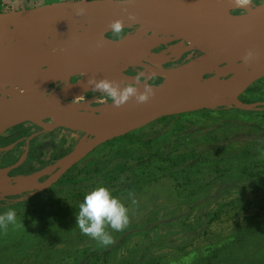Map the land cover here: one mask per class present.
I'll return each mask as SVG.
<instances>
[{"label": "rangeland", "instance_id": "1", "mask_svg": "<svg viewBox=\"0 0 264 264\" xmlns=\"http://www.w3.org/2000/svg\"><path fill=\"white\" fill-rule=\"evenodd\" d=\"M51 1L58 0H0V11ZM242 11L230 8V13ZM135 28L129 27L127 33ZM105 36L111 38L109 31ZM167 36L160 32L157 37ZM196 52L191 49L180 57L169 52L164 66L178 65ZM139 71L146 72L143 65L128 66L125 72ZM57 83L49 84L46 92ZM249 86L254 89L247 91ZM249 86L238 99L252 101L257 109L219 106L180 113L129 132L132 141L114 137L80 155L73 181L80 182L81 190L74 195L63 189L57 198L77 205L94 187L107 185L129 208L130 216L125 230L109 228L113 244L100 247L83 235L76 227L78 210L52 219L44 215L46 225L41 219L28 223L27 213L18 217L24 227L9 226L13 240L1 245L0 264H264V75ZM93 94L104 97L97 91ZM51 129L34 123L9 128L0 135V167L14 165L7 172L14 176L38 166V149L49 150ZM81 138L71 133L64 143L61 137L48 157L53 159L63 146L87 141L91 135ZM157 150L163 158L148 157ZM120 166L117 173L108 170ZM127 182L130 186L124 187ZM40 191L2 196L0 202L12 197L10 203L24 202L28 207L50 204L46 195L36 193ZM129 191L135 193L136 205ZM103 249L108 252L98 260L88 255Z\"/></svg>", "mask_w": 264, "mask_h": 264}, {"label": "water", "instance_id": "2", "mask_svg": "<svg viewBox=\"0 0 264 264\" xmlns=\"http://www.w3.org/2000/svg\"><path fill=\"white\" fill-rule=\"evenodd\" d=\"M76 3H79V0H58L32 7L0 11V49L6 42L12 41L20 33L38 27L58 24L64 29L75 28L84 31H104L106 33L109 31L110 21L121 17L127 20V14L123 12L124 5L120 3V0H85L88 12L83 16L76 14ZM127 7L129 11L137 14L138 23L153 22L157 25L168 26L176 29L179 34L172 35L163 32L169 36L158 38L159 32L156 34L155 41L138 37L133 32L127 33L126 37L120 41H113L105 36L108 41L119 44V46L116 49L114 46L107 47L108 50L114 51L112 67L107 71H101L97 78L108 77L112 79L121 71L123 72V68L127 69L128 66H133H125L121 62V57L138 42L143 45L145 56L154 60L153 66L165 70L164 63L169 58L162 60L161 51L153 50L162 45L192 37L195 40L203 41L205 45L200 50L196 49L195 55L187 60L192 69V72L187 75L189 80L167 98L153 104L150 109L139 111L124 106L116 108L107 98L90 95L94 90L91 89L92 86L87 85L89 77L77 76L74 81H71L74 76H69L65 82L57 83L58 87H56L57 84H54V87L45 92L44 98L37 104L29 103L21 95L10 90V88L15 89L14 86H11L13 84H8L0 79V109L10 111L14 117L12 120L2 122L0 135L14 126L27 123L41 124L59 119L80 107H87L90 111L98 114L111 127L110 134H106L107 131L97 139L94 136L87 141L80 140L70 152L60 158L67 160L56 170L55 178L40 180L32 184V188L26 191H40L49 187L71 165L76 163L81 154H86L104 141L152 125L165 117L219 106L257 109L254 103L239 99L222 102H198V98L206 77L215 73V71L210 72V62L213 57L235 47L264 50V22H255L235 14V16L196 15L186 10L177 0H132ZM129 23H131L129 27L138 24L136 22ZM96 46H98L97 42L86 44L82 50L87 52L90 48ZM172 60H177V58H172ZM8 67H10V64L0 59V71L4 72L3 75L8 73ZM260 75H264V67ZM159 77L162 78V83H167V76ZM71 129L79 130L78 128ZM74 153L76 155L72 159ZM6 177L12 181L15 175L10 176L6 172ZM46 182H48L46 186L38 187Z\"/></svg>", "mask_w": 264, "mask_h": 264}, {"label": "bare ground", "instance_id": "3", "mask_svg": "<svg viewBox=\"0 0 264 264\" xmlns=\"http://www.w3.org/2000/svg\"><path fill=\"white\" fill-rule=\"evenodd\" d=\"M177 1L190 13L196 15H238L255 22H264V0L259 3L252 0V7L248 10L242 9L244 11L241 13H230V8H234L230 0ZM135 29L133 33L136 36L148 41H155L156 34L159 32L179 34L174 28L157 25L153 22L138 23ZM104 34V31L96 30L64 29L58 24L24 31L1 47L0 59L7 61L10 67L7 68L6 75L0 71V79L8 84H13L11 86H14L15 89L10 88V90L21 95L29 103L37 104L44 98L46 87L51 83L65 82L69 76L74 75L90 77L95 74L98 77L101 71H107L112 67L114 51L108 50L107 47L114 46L116 49L119 44L111 43ZM185 40L187 41L185 45L182 41L168 44L161 51L162 60L167 59L166 56L169 52L174 56H180L186 50H200L205 45L203 41L195 40L192 37H186ZM100 41L103 42L102 45L92 47L87 52L82 50L84 45ZM247 50L249 49L235 47L212 58L210 72L215 71V73L208 75L204 80L198 102L237 100L238 95L260 77V72L264 67V50H254L259 54L258 58L250 65H245L241 58ZM121 62L125 66L143 65L146 72H155L158 76L168 77L167 83H150L154 88L155 95L146 104L137 105L133 98L124 105L128 109L134 108L139 111L148 110L153 104L167 98L189 80L187 75L192 72L188 61L177 66L166 67L165 70L155 68L154 60L145 56L144 47L140 42L134 44L123 54ZM105 65L109 66L102 70L98 69ZM124 69L126 68H123V72L121 71L112 79L135 82V76L126 73L127 69L125 71ZM140 88L143 90V84L140 85ZM12 119L14 117L10 111L0 109V126L4 120ZM40 125L46 129L58 125L78 128L87 135L90 134L91 138L95 136V139L103 136L107 131L106 134L111 132L110 125L87 107H80L59 119L43 122ZM75 155V153L72 155V159ZM66 160L60 159L56 166L49 165L28 175L24 173L15 175L12 181L6 177V172L11 167L0 168V197L30 190L32 184L39 182L38 179L42 176L44 179L52 180L56 177L55 169L57 170ZM48 182L38 187L46 186Z\"/></svg>", "mask_w": 264, "mask_h": 264}, {"label": "clouds", "instance_id": "4", "mask_svg": "<svg viewBox=\"0 0 264 264\" xmlns=\"http://www.w3.org/2000/svg\"><path fill=\"white\" fill-rule=\"evenodd\" d=\"M131 2L132 0H120V3L124 5L123 12L127 14V20L121 17L109 23V33L113 41H120L126 37L127 30L131 25L129 22L138 23L137 14L129 11L127 7ZM230 3L237 9L248 10L252 7V0H230ZM75 11L79 16L88 12L85 0H79V3H76ZM102 43V41L98 42V46ZM258 55L252 49L247 50L241 58L243 64L250 65L252 61L258 58ZM155 76V72H139L135 75V82H130L108 77L98 79L93 74L87 80V85L92 86L91 89L110 100L114 107L120 108L133 98L137 105L149 102L154 97L155 91L148 80L154 79ZM141 84H143V90L140 88ZM128 197L133 205L137 204L134 192L129 191ZM129 222V208L105 184H99L87 192L78 206L76 227L81 230L83 235L94 239L100 247H107L114 243V237L109 228L117 232L123 231ZM10 225L15 229L24 227L23 222L18 221L16 209L12 207L0 212V231L7 232Z\"/></svg>", "mask_w": 264, "mask_h": 264}, {"label": "trees", "instance_id": "5", "mask_svg": "<svg viewBox=\"0 0 264 264\" xmlns=\"http://www.w3.org/2000/svg\"><path fill=\"white\" fill-rule=\"evenodd\" d=\"M257 3L260 0H255ZM162 78H154V79H150L148 80L149 83H161ZM254 89V86H249L247 88V91H252ZM245 102H252L250 100H245ZM179 114H175V115H171V117H176ZM169 117V116H168ZM167 118V117H165ZM163 118V119H165ZM162 119V120H163ZM161 121V120H160ZM50 132L53 134V137L49 140V145L50 148L49 150L44 151L43 148H39L38 152H37V156L40 159L39 165L35 166L33 168H30L27 171L22 172L21 174H26V173H30L32 171H35L37 169H40L42 167H44L45 165L52 163L54 161H56L57 159L63 157L65 154H67L68 152H70L73 147H75V144H77V140L72 141L71 143H69L67 146H63L62 149L54 155L53 159H50L48 156L51 153V151L54 149L55 145L57 144V142L59 141V139L61 137L64 138V143H67V140L69 138V135L71 133H77L79 135V137L81 138L84 133L81 130H77V129H71V128H67L64 126H56L54 128H52L50 130ZM118 138V137H116ZM114 138V139H116ZM120 138H128L129 141L133 140V137L131 136L130 133H126L124 135H121ZM108 140L107 142L104 143H108L111 142L112 140ZM190 153H188L187 155H189ZM157 157V158H163V154L161 150H157L156 152H154L153 154L151 153L148 157ZM148 159V158H147ZM182 159H184V157H182ZM144 160V158H141L140 161L142 162ZM77 163H74L73 165H71L62 175L61 177L54 182V184H52L51 186H49L48 188L44 189L43 191L40 192H36L39 194H43L44 196L46 195L45 200H49L48 203L50 204H43V205H37V206H31L29 205L26 206V204L24 202H15V203H10L9 200L12 198H7V200H1L0 202V212H3L6 208L8 207H12L15 208L17 211V218L19 216H25L27 213L29 214V220L28 223H31L33 219H41L43 225H46V221L45 218L43 217L44 215H46L45 217H49L50 219L52 218H58L59 216L62 215H70L73 214V211L78 210V206L82 201L78 202L77 205H68L65 201H61V199L58 197V194H62L63 189L67 190L70 194H77L75 191H80L81 188L78 186L80 184V182H76L73 181L74 179V170L78 167ZM122 167L120 166L118 169H115V167H111L110 171L112 172H116L117 170L119 171ZM107 171L105 175H109L110 173ZM116 178H118V176H116ZM118 183H114L112 185H117ZM119 184H121V182H119ZM130 186V182H127L124 184V187H129ZM31 193V192H30ZM29 194L28 192H22L20 193V195H27ZM37 196V194H36ZM56 196V197H55ZM63 198V197H62ZM5 203V204H3ZM20 203H22L20 205ZM19 204V206H18ZM24 236V235H23ZM27 236H33L32 233H28ZM24 236V237H27ZM13 240V231L11 229H9L7 232H3L0 231V247L1 245L3 246H7L8 244L12 243ZM108 251L106 249L103 250H92L88 255L89 257H94L97 260L101 258V256L103 254H106Z\"/></svg>", "mask_w": 264, "mask_h": 264}, {"label": "flooded vegetation", "instance_id": "6", "mask_svg": "<svg viewBox=\"0 0 264 264\" xmlns=\"http://www.w3.org/2000/svg\"><path fill=\"white\" fill-rule=\"evenodd\" d=\"M259 2H261V0H260ZM259 2H258V3H259ZM255 3H256V2H255ZM134 32H135V30H134ZM158 48H159V47H158ZM156 49H157V48H156ZM163 50H164V49H162L161 51H163ZM153 51H156V50H153ZM186 62H187V61H183V62L179 63L178 65H180V64H184V63H186ZM175 66H177V65H175ZM134 69H135V70H139L140 68H134ZM139 72H140V71H139ZM139 72H138V73H139ZM138 73H136V74H138ZM136 74L134 73V74H132V75L135 76ZM155 78H157V77H155ZM75 79H76V77H73V78H72V81H74ZM157 79H158V78H157ZM51 84H52V83H51ZM244 91H245V90H244ZM244 91H243V92H244ZM243 92H241V93H243ZM241 93H240V94H241ZM240 94H239V95H240ZM94 95H95V94H93V96H94ZM239 95H238V96H239ZM39 125H40V124H39ZM41 126H42V125H41ZM58 126H60V125H58ZM42 127H43V126H42ZM55 127H56V126H55ZM53 128H54V127H53ZM83 133L86 135L85 132H83ZM47 165H48V164H47ZM47 165H45V166H47ZM13 166H14V165H13ZM13 166H11V167H13ZM45 166H44V167H45ZM42 168H43V167H42ZM17 175H18V174H17Z\"/></svg>", "mask_w": 264, "mask_h": 264}]
</instances>
